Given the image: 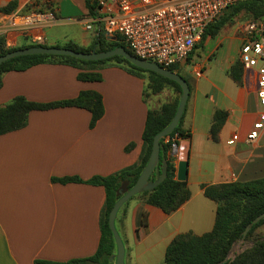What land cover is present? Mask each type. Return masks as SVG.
<instances>
[{"label":"crops","instance_id":"obj_1","mask_svg":"<svg viewBox=\"0 0 264 264\" xmlns=\"http://www.w3.org/2000/svg\"><path fill=\"white\" fill-rule=\"evenodd\" d=\"M13 1V11L0 13V37L10 48H61L67 43L87 48L103 33L85 0H4L2 4ZM249 18L243 25L227 27L228 23L215 37H206L188 63L178 67L189 87L182 129L190 134L185 140L189 157L184 181L190 198L170 214L148 205L143 197L128 200L115 219L125 249L124 264H151L154 253L161 255L159 264L175 237L212 230L216 204L204 196L202 185L264 178V129L258 139L245 143L264 112L256 97L257 70L242 65L240 81L229 76L248 37L247 26L257 23L264 28V19ZM96 72L101 77L97 82L79 81L77 69L59 64L2 75L0 107L15 97L44 104L93 91L102 97L104 113L90 128L91 114L84 109L32 111L22 129L0 135V264L67 263L95 254L105 192L84 182L138 163L151 110L142 78L113 65ZM216 111L226 117L214 140L210 131ZM233 135L239 139L230 146L227 142ZM64 178L83 183L58 182Z\"/></svg>","mask_w":264,"mask_h":264},{"label":"trees","instance_id":"obj_2","mask_svg":"<svg viewBox=\"0 0 264 264\" xmlns=\"http://www.w3.org/2000/svg\"><path fill=\"white\" fill-rule=\"evenodd\" d=\"M85 4L88 10L92 12L93 7L90 0H85ZM15 7L16 3L14 1L10 2L8 5L0 8V13H9ZM241 12L250 15L253 20L264 19V0H241L229 7L222 16L206 28L200 43L195 46L194 50L202 46L206 37L213 38L218 35L220 30ZM38 46L47 47L46 45H28L19 48H10L6 46L4 39L0 37V57L18 49ZM120 47L125 48L129 54L133 55L121 37H106L100 31L95 42L90 47L82 48L73 43H67L61 48L81 53H99ZM40 64H59L77 69L79 71L77 79L84 82L100 81L101 77L96 71L102 67L113 65L138 78L147 75V88L154 95L159 94L165 86L174 87L177 94L181 92L180 87L176 83L156 73L139 69L121 57L93 62L66 56L48 55L22 56L5 62L0 66V88L1 77L4 73L9 71H24ZM241 67L242 64L237 60L229 72L232 80L236 82L240 81L239 73ZM166 69L181 76L177 67H167ZM182 78L186 81L184 77ZM179 98V95H177L172 102L163 104L159 110H148L142 133V152L137 164L121 169L114 174L105 177L96 176L84 182L92 186H100L105 192V201L100 219L101 237L95 254L86 259L73 260L67 263L36 261V264H109L110 256L116 253V245L108 227V215L114 204L120 198L117 195V191L123 183H127V189L133 187L149 160L153 138L170 124L176 112ZM66 107L87 110L91 114L90 128L95 126L104 113L102 97L93 91L81 92L72 100L44 104L30 102L23 97H15L8 104L0 107V135L22 129L27 123L28 114L32 111H48ZM225 117V112H215L210 131L212 139H216ZM182 121L183 116L178 126L159 142V163L155 167L149 181H155L160 175L162 160H165L167 164L165 180L154 190L136 195L143 197L148 205L157 207L166 214L176 211L190 198V192L186 182L175 180V157L172 155L173 146H177L181 141L188 140L190 137V134L182 129ZM130 148H132V145L128 146L126 151H129ZM58 182L61 184L83 183L77 178H64L58 180ZM201 188L203 189L204 196L216 204L213 228L210 232L201 236L187 233L175 237L165 250L163 264H264V239L254 240L250 248L234 259L226 260L233 244L242 240L243 232L247 225L257 216L264 213V178L217 186L202 185ZM142 220V216L140 215L139 221L142 222ZM262 225H264V218L251 227L243 240H247Z\"/></svg>","mask_w":264,"mask_h":264},{"label":"built area","instance_id":"obj_3","mask_svg":"<svg viewBox=\"0 0 264 264\" xmlns=\"http://www.w3.org/2000/svg\"><path fill=\"white\" fill-rule=\"evenodd\" d=\"M239 1L90 0V3L92 20L102 26L107 37H121L135 57L166 69L182 66L206 28ZM247 35L240 47L239 61L245 68L257 70L256 97L264 108V28L250 23ZM263 129L264 112L246 135L245 143L258 139ZM238 139L233 135L227 144L234 145Z\"/></svg>","mask_w":264,"mask_h":264},{"label":"water","instance_id":"obj_4","mask_svg":"<svg viewBox=\"0 0 264 264\" xmlns=\"http://www.w3.org/2000/svg\"><path fill=\"white\" fill-rule=\"evenodd\" d=\"M32 55L66 56L83 61H93V62L108 60L114 57H121L139 69L156 73L157 75L176 83L181 89V92L179 93V97H180L179 103L173 119L163 131L158 133L153 138L152 149L146 166L144 167L143 171L141 172L137 181L135 182V184L131 189H127V183L122 184L120 189L117 191V195L120 196V198L114 204L108 215V227L112 233L116 245V253L110 256L109 264H124L125 249L123 242L115 228L116 215L120 210V208L129 199L141 193L150 192L154 190L158 185H160L165 180L167 174V164L165 160H162L161 162L162 169L160 175L155 179V181L153 182L149 181L155 167L159 163V159H160L159 142L161 141V139L167 137L178 126L179 121L183 116L186 102L189 96L188 84L180 75H177L176 73L171 72L149 61L140 60L137 57L129 54L123 47L105 52H99V53L96 52L81 53V52L72 51L70 49L58 48V47H44V46L30 47V48L18 49L1 56L0 66L11 59L22 56H32ZM172 155L176 156L178 159V165L176 168V180L179 182H184L186 180L188 157H189L188 141H181L173 150ZM263 218H264V213L257 216L249 225H247V227L243 232L242 240L250 231L251 227L253 225H256ZM236 256L237 255H234L233 258L227 256L226 260L234 259Z\"/></svg>","mask_w":264,"mask_h":264},{"label":"rangeland","instance_id":"obj_5","mask_svg":"<svg viewBox=\"0 0 264 264\" xmlns=\"http://www.w3.org/2000/svg\"><path fill=\"white\" fill-rule=\"evenodd\" d=\"M3 1L4 0H0V8L4 7V5L2 4ZM249 19L250 18H249L248 14L240 13L233 20V22H231V23H229L227 25V27H231L234 24L236 26L243 25L245 22L249 21ZM188 59L185 61V63L183 65L188 63ZM142 79L145 82L146 101H147L148 105L150 106L151 110H155V111L159 110V108L163 104L170 102L172 100L173 96L177 95V92L174 90V87H172V86H165V88L159 94H155L154 95V94L151 93L149 88H147L148 87L147 75H143ZM257 239H264V225H262L261 227L256 229L255 232H253V234H251V236L247 240H245V241L241 240V241L235 242L233 244L232 248L230 249V251L228 253V256L230 258H233L234 255L238 256L239 254L243 253L245 250L250 248L252 246V244H253V241L257 240ZM154 255L155 256L153 257V259L150 260L151 261L150 263L151 264H158L157 263V259L161 260V255L160 254L158 255V253H154ZM159 264H163V262L160 261Z\"/></svg>","mask_w":264,"mask_h":264}]
</instances>
